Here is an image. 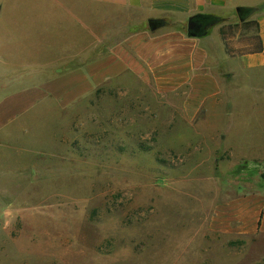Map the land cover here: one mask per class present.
I'll list each match as a JSON object with an SVG mask.
<instances>
[{
	"label": "rangeland",
	"instance_id": "374dc122",
	"mask_svg": "<svg viewBox=\"0 0 264 264\" xmlns=\"http://www.w3.org/2000/svg\"><path fill=\"white\" fill-rule=\"evenodd\" d=\"M79 13L92 48L85 0H0V101L80 68ZM207 29L184 81L127 70L0 130V264H264V65Z\"/></svg>",
	"mask_w": 264,
	"mask_h": 264
},
{
	"label": "crops",
	"instance_id": "0c3cea01",
	"mask_svg": "<svg viewBox=\"0 0 264 264\" xmlns=\"http://www.w3.org/2000/svg\"><path fill=\"white\" fill-rule=\"evenodd\" d=\"M85 1L86 6L87 3L94 6V28L101 31L99 35L94 34L93 47L87 48L89 42L85 40V34L90 27L85 15L71 14L77 34L82 35L77 41L80 68L45 82L35 90L22 94L11 92L3 98L0 101V130L27 111L23 108L30 109L50 96L73 100L127 70L141 74L146 68H152L160 74L174 75L179 81L186 80L198 67L199 41L185 38L180 28L195 16L214 21L207 27L208 36L211 35L228 57L241 60L247 64L244 66L247 69L264 65V0ZM238 10L244 11V16ZM151 22L155 23L154 27L150 26ZM248 23L253 24L247 26ZM98 51L101 54L91 60L88 53ZM9 74L15 78L16 70ZM11 80L9 85L15 82ZM4 89L0 88V92Z\"/></svg>",
	"mask_w": 264,
	"mask_h": 264
},
{
	"label": "water",
	"instance_id": "95a60500",
	"mask_svg": "<svg viewBox=\"0 0 264 264\" xmlns=\"http://www.w3.org/2000/svg\"><path fill=\"white\" fill-rule=\"evenodd\" d=\"M237 12H240L238 10ZM155 23L151 22L150 26L154 27ZM214 24V21L209 17L195 16L188 20L187 23V34L190 38H198L205 34L207 25Z\"/></svg>",
	"mask_w": 264,
	"mask_h": 264
},
{
	"label": "trees",
	"instance_id": "16d2710c",
	"mask_svg": "<svg viewBox=\"0 0 264 264\" xmlns=\"http://www.w3.org/2000/svg\"><path fill=\"white\" fill-rule=\"evenodd\" d=\"M242 10H240V12H241ZM215 20H218V19H215ZM253 23H248L247 24V26H250V25H252ZM221 35H222V31H221Z\"/></svg>",
	"mask_w": 264,
	"mask_h": 264
},
{
	"label": "flooded vegetation",
	"instance_id": "af4514ba",
	"mask_svg": "<svg viewBox=\"0 0 264 264\" xmlns=\"http://www.w3.org/2000/svg\"><path fill=\"white\" fill-rule=\"evenodd\" d=\"M244 14H245V12L244 11H241V16H244ZM207 27H208V25H207Z\"/></svg>",
	"mask_w": 264,
	"mask_h": 264
}]
</instances>
